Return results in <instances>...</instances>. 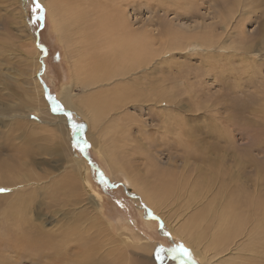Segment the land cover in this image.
<instances>
[{
	"label": "rangeland",
	"instance_id": "rangeland-1",
	"mask_svg": "<svg viewBox=\"0 0 264 264\" xmlns=\"http://www.w3.org/2000/svg\"><path fill=\"white\" fill-rule=\"evenodd\" d=\"M112 1L114 2V0L73 1L75 3L73 8L71 7L73 12L81 10L82 17L89 14V20L83 19V22L78 24V28L89 30L90 34H94L97 38L101 16L105 15L103 12L107 5L110 9ZM38 2L45 10L43 13L44 26L41 25V20H37V16L41 13L33 12L35 0H0V59L7 61L8 67L11 63L14 71H17L16 73L27 74L29 78L24 81L28 83L32 82L31 76H36L37 82H40V89H42L41 91L32 89L29 98L32 103L29 104V100L25 97V90L21 88L24 85L20 84L24 77L22 75L19 77L20 83L17 80L12 82L11 91H8L10 96L6 98L17 101L22 99L24 102H18L19 105L28 104L31 109L26 110L18 105L8 106L12 110H7L9 114L7 116L13 118L12 121L15 117L18 126L21 127H12V132L9 133V127L0 126V159L9 160L5 159L9 154L10 159L14 158L10 160L13 165L18 163L17 159L24 157L21 153L24 146L32 147L36 153L34 158H36H33L34 160L32 157L27 159L30 165L27 169H34L43 179H50L54 182L64 180L67 183L71 181V185L75 189L78 188L73 192L78 195V198L73 196L75 198L73 202H79L80 206L84 205L78 206V208H86L85 211H90L89 213L95 211L96 207L100 209L105 221V225L101 228L105 233H111L114 243L124 241L126 238L129 248L126 250L121 248L124 252L120 249L115 251L117 253H112L111 256V249L102 247L104 240H101L103 243L101 241L92 242L87 246L86 253H89L87 249L94 250L90 257L91 260L96 261V264H106L103 262L112 261L114 256L118 259L117 264H135L136 262H138L136 264H203L205 253L192 242L187 244L185 239L189 236L187 234L190 233H188L190 230L186 228L187 232L184 235L187 236L184 237L181 234L182 226L178 227L175 224L176 220L181 222V216L191 210L184 211V208L187 207L184 198L190 199V185L197 173L204 171L211 176V172L214 174L217 172L215 174L217 176L223 167L222 170L226 173L245 171L246 175H251L253 164H259L261 168L254 169V171L264 175V146L262 145L264 144V44L261 42V38H264V0H124L123 8L127 15H125L126 20L134 29H148L158 37L167 34L168 31L175 35L180 34L181 37L177 43L182 41V45L187 43V47L184 48V51H173V53L171 51L163 54L165 56L162 60V57H155V61L160 63L157 68L155 64H151V59L148 58L149 55L152 57L151 53L145 55L147 58L143 57L146 60L142 65L141 74L145 75L141 81V87L139 86V92H133L129 98L125 96L122 104V109L136 119L126 121L125 116L120 117L124 119V123L127 122L124 124L126 126L120 128L121 131L115 130L117 133L113 132V136L111 134L110 137L106 136L105 140L103 137L101 140L100 132L91 127L92 121L90 122L89 116L84 110H81V107L68 110L58 103L63 111H53L56 106L55 100L58 101L57 97L64 85L72 86L74 95L81 100H85L92 94L90 91L92 88L77 84L74 79L73 68H75L76 61L83 56L80 54L81 51L83 52L80 48L81 45L75 44L79 36L75 32V28L68 27L70 32H59L56 29L53 14L51 11L49 13V9H47V1L38 0ZM117 2L120 1L117 0ZM62 3L57 2L58 8L60 5L65 7L64 2ZM209 31L211 34L208 33ZM203 33L205 37L209 35L210 38H205ZM198 34L202 35V40ZM73 35L78 36L74 38ZM182 35L188 39H184V41ZM67 37L70 38L66 39ZM61 38L67 41H63ZM74 39L76 40L74 41ZM179 40L180 42H178ZM204 41H210L211 46L207 48L208 44L206 45ZM73 44L74 47L69 46ZM71 47L74 50L70 51ZM86 50L88 51V49ZM76 53L80 55L78 59ZM75 58L73 65L72 59ZM147 69L150 71L148 74L145 73ZM83 77L84 75H81V78ZM33 87L35 85H32ZM110 88L113 90L112 87ZM34 90H36L35 93ZM1 98L0 95V103L7 104V99ZM40 110L43 114L46 113L45 117H41L44 120L47 119L46 121L49 119L47 118L49 112L54 120H57V117L61 115L69 117L71 120L70 126H67L68 130L62 126L58 127L59 129H54L57 136H53L50 130L39 131L42 134L35 133L29 124H34L39 119ZM43 110L45 111L43 112ZM67 113L71 115L69 116ZM1 114L3 113L0 112ZM25 115L26 119L23 120L22 116L25 117ZM0 120V124H3L2 116H0ZM128 122H131L132 125ZM170 122H172V126H170ZM27 123L28 125H26ZM73 124L77 125L76 129H73ZM127 125L130 127L128 128ZM189 133L192 137L188 136ZM9 134L17 138L24 134L28 137L29 142L23 144L20 140L15 141L14 139L10 141L11 149L6 148L7 135ZM43 134L48 135L50 141H42L41 147H48L55 153L49 155L40 153L38 140ZM118 135H123L122 138L116 140L122 149H119L118 145L110 147L113 152L110 157H107L100 145L103 142H108L107 138L114 143V139ZM111 137H114L113 140ZM11 142L15 145H12ZM122 144H125L124 148ZM211 146L217 152L209 157L218 159L222 155L226 159L225 165L216 164V161L210 164L200 160L204 151L196 152L195 150L198 148L206 150ZM81 148L84 150L81 151ZM130 148L131 150H129ZM72 154L86 162L87 179L92 191L90 196H85L86 192L80 183L78 172L67 167L68 164H72ZM236 156L242 159H236ZM115 158H118L120 163L113 164L114 161H118ZM187 160L189 167L185 166ZM160 162L161 165L164 164V167H157ZM170 162L171 164H169ZM8 164H10L9 161ZM168 164L174 168L169 167ZM122 165L125 166L122 167ZM19 171L16 170L15 173L18 174ZM127 173H129L133 186H136V190L127 189L121 183L123 176H127ZM50 174L52 175L49 176ZM153 176H157L158 180L163 179H161L162 182L166 184V186L164 185L165 194L161 195V189H156L159 188L157 187L159 181L154 184L150 180ZM148 178L150 184L138 185L137 181L145 182ZM216 182V189H219L218 186L224 185L222 181L216 180ZM199 189L202 190L200 186ZM28 190L30 189L28 188ZM144 190L152 193L151 195L148 192L149 197L153 196L154 198L152 203L162 199L161 203L159 202L158 206L154 207L147 203L145 198L142 203L135 201L133 195L143 198ZM201 190L198 192L202 193ZM6 193L9 194L10 190L0 191V195H6ZM201 193L197 195V199L205 200L203 204L207 202L219 204L214 200L213 192L207 191L205 193L207 197ZM69 195L71 196V194ZM43 196L34 200H38V202L44 200L49 203V196ZM174 196L177 198L174 199ZM93 198L94 202H91ZM5 201L0 200V222L2 223L0 228L7 227L8 224L10 227L12 224L11 220L8 221L9 215H5V213H11L10 217L14 218L13 215L18 210L14 205L12 208L7 206L11 201ZM89 202L94 203L93 206L91 203V205H87ZM4 205L5 208H1ZM147 207L150 210L146 209ZM90 208H93V211ZM4 210L7 211L4 213ZM2 213L5 215L4 220H1ZM191 215L188 213L182 222L188 223ZM173 227L175 229L178 227L179 230L172 232ZM101 228L98 230L101 231ZM92 232L96 231L92 229ZM143 243L151 244L153 248L146 250L140 245ZM89 246H93L94 249ZM181 246L188 249L190 255L182 252ZM162 252L166 255L162 256ZM89 255L82 256L84 258L80 257V259L78 256H76L77 258L70 257L65 259L66 261L62 260L63 262L57 260L55 264H79L78 262L81 261L82 264H90L91 262L87 260ZM167 256L172 259L166 260ZM146 258H151L153 261L144 263ZM248 264H264V255H260L255 261Z\"/></svg>",
	"mask_w": 264,
	"mask_h": 264
},
{
	"label": "bare ground",
	"instance_id": "bare-ground-1",
	"mask_svg": "<svg viewBox=\"0 0 264 264\" xmlns=\"http://www.w3.org/2000/svg\"><path fill=\"white\" fill-rule=\"evenodd\" d=\"M46 1H47V5H48L47 9H49V13L51 11V13L53 14L52 17H54L53 19L56 25V29L59 32L64 33L69 31L68 27L70 28L73 27L75 28V32L78 33L79 36L78 35L77 36L79 40L77 38V43L75 44H77V46L78 44L81 45L80 48H82L81 50H83V52L81 51L80 54L83 55L81 56V58L83 59L79 58L80 57L79 53H76L78 54V57L74 56L77 59L79 58V60L76 61V65L74 66L75 68H73L74 79L77 84H80L86 88H90V89L92 88V90H90L92 91V94L88 96V98H86L85 100H81L76 95H74L73 93L74 88L72 86L64 85L57 97L58 100L57 102L60 105L66 107L68 110L70 109L72 110L74 107H78V106L81 107L82 108L81 110H84L86 115L89 116L90 122L92 121L91 127L94 128V130H98L97 132H100L99 135L100 139L103 137L104 138L103 140H105L106 136L110 137V134L111 136H113L112 134L113 132H115V130L121 131L119 129L122 128L123 126L124 127L126 126L124 124L127 122L124 123V119L126 121H128L129 119L134 121L136 119L135 117L131 116L125 110L122 109L123 106L122 104L124 102L123 99L125 96L129 98V96L133 95V92H139L138 91L139 86L142 84L141 81L143 80V77L145 75V74L144 75L141 74L142 73L141 71L143 69L142 65L146 60L143 57L151 53L152 57H150L149 55L148 58L151 59L150 60L151 64L152 63L155 64L157 68V66H160V63H158L159 61L158 62L155 61V57H162L161 58L162 60L163 57L165 56L163 54H167L168 52L171 51L172 53L173 51L174 52L175 51L180 52V50L184 51V48L187 47V43L185 45H182L183 43L182 41L180 42V40L182 39L184 40L188 38L182 35V39L178 41L180 43H177V40L181 37V35L178 33H177L178 35H175L169 33V31L168 32L166 31L167 34L158 37L155 36L148 29H144V30L134 29V27L126 20L125 17L126 12L125 9L123 8L124 0H118L120 2H117V0H114V2L112 1L113 4L110 5V9L108 8L109 5L105 7L106 8L105 12H103V14L105 15L101 16V19L99 21V26H98L99 32L96 35L97 36L96 38L94 34H90L89 30L86 29L84 30V28H80V29L78 28V24L80 22H83V19L89 20L88 18L89 14L87 13L88 16L82 17L81 10L77 12H73L74 10H72L71 7L75 4L73 2L75 0H46ZM57 2L61 4H63L62 2H64L65 7L59 4L60 6L58 8V6L56 5ZM208 33H210V31ZM64 35H68V34H64ZM202 35L204 36V33ZM202 35L201 34L199 35V38L201 40L203 39ZM77 36H74V38H76ZM206 37H209V35H206ZM68 38L70 37H67L66 39ZM61 39L63 40V38ZM75 40L76 39H74V41ZM261 40H262L261 42L264 44V38H261ZM70 41L71 40H69V42ZM210 41H204L206 45L208 44L206 46L207 48H209L212 44L211 43L212 41L211 42ZM70 43L72 44V42ZM83 45L85 46L84 49L85 50L88 49V51L87 50L85 51L83 49L82 47ZM69 46L74 47V44ZM72 49L73 48L71 47L70 51H72ZM71 53L74 54L75 51L74 53L73 52ZM76 58L72 59L73 65L75 63ZM28 59L30 58L28 57ZM6 62L0 59V95L2 96V98L9 97L10 94H8V91H11L10 86L12 82H16V80L19 82V77L22 75L24 78L20 81L21 83L20 82L19 83L24 85L21 88L25 90V97H27V99L29 100V104L32 103V100L29 99L31 97L32 89L39 90L40 82L39 83L37 82L36 76L34 77L31 76V80H32L31 83L24 81V80H28L29 76L27 74L16 73L17 71L16 72L14 71V69L11 66V63L9 64L8 67V64ZM149 72H150L149 69L145 71L146 74H148ZM81 75H84V77L81 78ZM32 85H35V87L32 88ZM110 87H112L113 90ZM36 90H34V93ZM41 90L42 89H40V91ZM6 99H7L6 100L7 104L0 103V112L3 113L0 116H2L3 120L5 121L4 123V121L2 120L3 124H0V126L4 128L9 127L8 132L10 133L12 127L16 128V126L19 127L20 125L18 126L15 117L14 120L12 121L13 118L7 116L9 115L7 110H12V108L8 106L18 105L25 108L26 110L31 108L28 104L23 103L19 105V103L24 102L22 99H19V101H17L16 99L13 100H10L8 98ZM44 111L45 110H43V112ZM40 114L41 115H38L39 119L35 121L34 124L31 123L29 124L30 125L29 127H32L35 133H39V131L42 130H50L53 133L52 135L55 136L56 134L54 133L55 132L54 129L58 127L60 128V126H62L65 130L66 129L68 130L69 127L67 126H70V119L66 115L58 116L57 120H54L53 119L54 117H52V114L49 112V116L47 117L49 119L48 121H46L47 119L46 120L42 119L43 118L42 116L45 117L46 113L43 114L40 110ZM122 116H125V118L124 119L120 118ZM22 118L23 120L26 119V115L25 117L22 116ZM131 122L128 123L132 125ZM28 123L26 125H28ZM170 123H171L170 126H172V122ZM130 125H127V127L129 128ZM117 131L115 133H117ZM122 136L123 135L116 136V139H114L115 140L114 143L113 141H110L109 138H107L108 142L101 143L100 145L101 149H103V153L105 152L107 157L108 156L110 157V154L113 152V150L110 149V147H115V146L117 147L118 145V148L122 149L119 142L116 141L118 140V138H122ZM188 136L192 137L191 133H189ZM14 139L15 141L20 140L23 144L29 142V140H27L28 137L24 134L22 137L20 136V138L14 137L13 135L11 136V134H9L7 135L8 143L7 146L5 147L11 149L10 141ZM44 140H47V142L50 141L49 136L43 134L41 138L38 140V146H39L38 148L41 149L40 153L42 152L45 155H49L50 153L51 154L55 153V151H52L48 147H41L42 144L40 145V143H42V141ZM122 143H123V139H122ZM128 144L126 145L128 146ZM12 145L15 144L12 143ZM262 145L264 146V144ZM18 146H16V148H18ZM24 147L25 148L21 150V153L23 154L24 157L17 159L16 161H18V163L12 165L10 160H13L14 158L12 157L10 159L9 154L8 157H5V159L8 158L9 160L6 161L0 159V189L10 190L9 194L6 193V195H4L5 194L4 193L3 195H0V200L11 201L8 202L9 204H7V206L11 208L16 206V208L18 209L16 210V213L13 212L14 218L10 217L11 214L10 212H9L10 214H8L6 212L7 210L6 211L4 210V213L6 212L5 215L6 214L9 215L8 221L11 220L12 224L10 227H8L9 224L6 223L8 224L7 227L0 228V264H55L57 260L63 262L62 260L69 259L70 257L73 258L76 256H78V258L80 259V257L89 254L90 255L87 257V260L91 262L90 264H96L95 260H91L92 257L91 252H93L94 250L90 251L87 249L89 253H86L87 246L92 242L97 241L98 243V241L104 240V243L101 241L103 243V245L102 244L101 245L102 247H108L111 249L110 252L111 256L112 253H114L115 251H119L121 248H124L125 250L129 248L127 244L128 241L126 240V238L124 241H119L117 243H114L113 237L111 238L112 236L111 233L110 232L105 233L104 230L101 228L105 225V221L103 215L100 212V209L96 207V209L94 208L95 211H93L92 210L93 208L92 209L90 208V210L93 212L89 213L90 212L88 211L89 209L87 210L88 212H86L85 211L86 208L85 209L78 208V206H80V203L78 202L79 203L78 204L76 202L75 203L73 202V199H75L73 196L76 197L78 196L75 195L77 193L74 194L73 192L76 191V189L78 188L75 189V187L71 185L72 184L70 183L71 181L68 182L69 185L71 186H69L68 183L65 182L64 180H60V181L57 180L56 182H54L53 180L50 179L49 180L43 179V177L37 174V172L34 169L31 170L27 169L28 166H30L29 163L27 162V159L30 157H32L33 159L36 153L34 152L32 147H26V146ZM124 147L125 144L123 145V148ZM129 150H131V148ZM201 150L204 151L203 153L204 155H202L200 159L203 162L211 164V162L216 161L215 162L216 164H223V165L226 164V159L222 155L218 159L209 157V155L211 154L213 155V153L217 152L214 150V147L213 148L212 146L207 147L206 150L198 148V150L195 151L201 152ZM4 151L5 149L3 150V152ZM116 159L118 160V158H115V160ZM236 159H242V158L236 156ZM8 161L10 162V164H8ZM116 162H119V160L114 161L113 164L115 163L116 165ZM129 162L131 163V160ZM169 164H171V162ZM157 165H158L157 167L160 168L164 167V164L162 163L161 165V162L158 163ZM124 166L125 165H122V167ZM170 166L172 165H169V167ZM185 166L188 167L190 166L188 160L185 163ZM67 167L78 172L80 183L84 191L86 192L85 196H90V193L92 191L90 189V184L87 179L88 167L86 165V162L77 155L72 154V164H68ZM258 168H261L259 164H253V172L250 173L251 175H246L245 171H241V172L229 171V173H226L224 170L222 171L220 170L221 173L217 174V176H215L217 172L215 174L209 172L211 175L209 176L206 172L200 171L199 173H197V176L194 178L193 183H191L190 185L191 192L190 190L187 189L191 193V196L190 199L184 198L186 200L188 207L187 208L184 205V207L186 208V209L184 208V211L187 209H191L190 212L188 211L187 212L191 213L192 215L189 216L188 223L182 222L183 219L188 215V213L184 216H181L182 218L181 222H179L180 220L179 221L174 220V221L176 226L178 227L179 225L180 227L182 226L181 234L184 237L189 235L187 238H185L187 244L192 242V244H195L197 248H199L200 250L203 251V253H205V258L202 261L203 264H248L250 262L255 261V259L260 257V255L261 256L264 255V184H263L264 175L263 174L260 175L254 171V169H258ZM16 170H20L18 174L15 173ZM51 175L52 174H50L49 176ZM122 179L123 180L121 183L123 184V186L127 187V189L133 188L134 190H136V186H133L129 173H127V176H123ZM161 179L158 180L157 176H153L152 178H150V180L153 183L159 181L158 182L159 186L157 183V187L159 188L156 187L155 188L159 190L161 189V195H162L165 194L164 189L166 184H164V182H162L163 179L162 180ZM216 180L220 182L222 181L224 183V185L218 186L219 189H216V184H217ZM137 182H139L138 185L140 186L150 184L149 178L145 182H142L141 180ZM182 182L183 180L181 181V183ZM199 186L202 188V190L199 189ZM28 188L30 190H28ZM80 189L82 190V188ZM199 190L203 192L202 193L198 192ZM207 191L213 192L212 193L213 198L215 201H218L219 204L217 203L211 204L208 202L203 204L205 200L202 201L200 199L199 200L197 199L198 194L200 193L205 194ZM81 192H83V190ZM148 192L152 195L150 191H145L143 198L142 196H138V195H133V198L135 201L140 203H142V201H144L145 198L148 201L147 203L152 204L154 207L158 206L157 204L159 202L161 203L162 199L156 200L154 203H152L154 198L153 196L149 197ZM69 194H71V196ZM43 195L49 196V201H48L49 203L45 202L44 200L43 201L39 200V202L38 200H34L35 198L38 197L41 198ZM82 196L84 197L83 193ZM203 196L201 197L203 198ZM175 197L176 196H174V199ZM205 197H207L206 194ZM93 200L94 198L92 199L91 202H94ZM91 202H89L87 205H89ZM91 204L93 206L94 203ZM82 206L84 205H81L80 207ZM1 208L4 209L5 205L4 207L2 206ZM147 209L149 208L147 207ZM5 215L3 214L1 220L4 218ZM1 224L2 223L0 222V225ZM97 225L99 226V228H101V231L98 230L99 228L97 229ZM175 227H173L172 232L173 231L176 232V230H179L177 229L178 227L176 229ZM186 228L190 230L188 231V233L189 232L190 233L184 235L187 232ZM92 229L95 230L96 232H92ZM147 243H143L140 245L146 250L147 249L151 250L152 245ZM89 247H93V246H89ZM92 249H94V247ZM165 255L166 254L162 252V256ZM227 255L229 256L227 257ZM108 258L109 260H111L109 255ZM112 258H113L112 261L108 260L109 262H103V263L117 264L118 259L115 256ZM165 259L171 260L172 257L167 256L165 257ZM152 261L153 260L151 258H146L144 263L147 262L149 263ZM81 262L78 263L80 264Z\"/></svg>",
	"mask_w": 264,
	"mask_h": 264
},
{
	"label": "snow or ice",
	"instance_id": "snow-or-ice-1",
	"mask_svg": "<svg viewBox=\"0 0 264 264\" xmlns=\"http://www.w3.org/2000/svg\"><path fill=\"white\" fill-rule=\"evenodd\" d=\"M36 11H39V13H41L40 15L37 16V20H43L44 19V9L43 7L39 4L38 0H35V7L33 8V12H36ZM53 111H63V108L57 104L54 108H53ZM68 115L70 116L71 114L68 113ZM77 128V125L73 124V129H76ZM84 149L81 148V151H83ZM0 191H3V189H0ZM180 250L182 252H184L185 254H188L190 255L188 249L184 248L183 246H181Z\"/></svg>",
	"mask_w": 264,
	"mask_h": 264
},
{
	"label": "water",
	"instance_id": "water-1",
	"mask_svg": "<svg viewBox=\"0 0 264 264\" xmlns=\"http://www.w3.org/2000/svg\"><path fill=\"white\" fill-rule=\"evenodd\" d=\"M41 25L42 26H44V23H43V20L41 21ZM55 103H56V105L58 104V102L55 100ZM67 115H68V113H67ZM71 120V119H70ZM128 195H130L129 193H128ZM131 196V195H130ZM132 197V196H131ZM147 209V208H146ZM150 213H151V211H150ZM185 260V259H184ZM186 261V260H185Z\"/></svg>",
	"mask_w": 264,
	"mask_h": 264
}]
</instances>
